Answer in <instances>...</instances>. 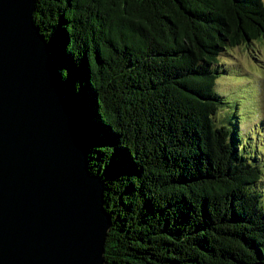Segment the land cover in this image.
<instances>
[{"label": "trees", "instance_id": "obj_1", "mask_svg": "<svg viewBox=\"0 0 264 264\" xmlns=\"http://www.w3.org/2000/svg\"><path fill=\"white\" fill-rule=\"evenodd\" d=\"M35 1L103 183L105 264H264L261 170L214 89L219 56L264 38V0Z\"/></svg>", "mask_w": 264, "mask_h": 264}, {"label": "water", "instance_id": "obj_2", "mask_svg": "<svg viewBox=\"0 0 264 264\" xmlns=\"http://www.w3.org/2000/svg\"><path fill=\"white\" fill-rule=\"evenodd\" d=\"M35 3L0 0V264H105L103 183Z\"/></svg>", "mask_w": 264, "mask_h": 264}, {"label": "rangeland", "instance_id": "obj_3", "mask_svg": "<svg viewBox=\"0 0 264 264\" xmlns=\"http://www.w3.org/2000/svg\"><path fill=\"white\" fill-rule=\"evenodd\" d=\"M219 60L229 73L215 80L214 89L218 86L222 92L217 91L225 96L217 120L236 130L242 154L261 170L260 189L264 190V38L233 47ZM236 110L239 130L230 120Z\"/></svg>", "mask_w": 264, "mask_h": 264}]
</instances>
